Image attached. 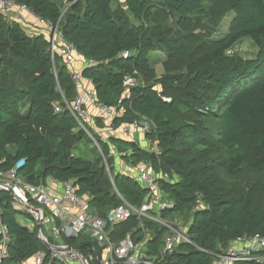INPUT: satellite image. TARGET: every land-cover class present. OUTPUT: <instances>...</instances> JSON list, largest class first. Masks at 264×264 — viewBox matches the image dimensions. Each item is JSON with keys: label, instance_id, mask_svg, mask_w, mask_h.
<instances>
[{"label": "trees", "instance_id": "16d2710c", "mask_svg": "<svg viewBox=\"0 0 264 264\" xmlns=\"http://www.w3.org/2000/svg\"><path fill=\"white\" fill-rule=\"evenodd\" d=\"M204 1L66 0L65 5L61 0H15L37 17L59 23L64 41L94 63L81 76L92 85L98 103L118 111L113 129L141 118L151 122L145 138L157 153L115 137L101 139L90 128L88 135L66 108L65 102L78 96L69 66L51 53L44 36H28L0 16V170L24 160L18 174L29 184L47 178L72 181L100 218L121 204L120 197L139 208L145 192L131 176L107 175L94 160L75 155L80 145L92 148L95 143L92 151H99L108 166L116 153L126 163L169 174L172 180L162 181L160 188L173 209L161 216L185 219L191 244H179L163 264H213L235 238L264 236V0H215L235 17L217 40L198 33L195 18ZM157 7L172 18L169 27L148 24ZM245 39L256 49L254 59L231 53ZM152 51L174 60L195 56L184 72L157 76ZM127 77L135 85L125 92ZM225 180L244 187V195L228 192ZM10 199L0 192L2 223L10 237L2 264H20L39 252L45 253L42 264H61L51 260L36 229L20 223L21 216L29 215L11 208ZM197 204L202 209L195 211ZM142 225L150 237L148 254L157 255L164 229L148 220ZM142 231L133 216L114 226L111 238L118 242L130 234L139 242ZM77 240L68 238L65 244L84 256L97 251L94 241ZM257 254L262 261L236 264H264V251Z\"/></svg>", "mask_w": 264, "mask_h": 264}, {"label": "built area", "instance_id": "2783aa9c", "mask_svg": "<svg viewBox=\"0 0 264 264\" xmlns=\"http://www.w3.org/2000/svg\"><path fill=\"white\" fill-rule=\"evenodd\" d=\"M62 2L67 4L66 0ZM0 16L8 23L28 24L34 30L46 29L49 34L51 53L59 54L69 67L79 56L74 46L64 41L59 23L54 25L37 17L25 4L17 3L15 0H0ZM26 17L31 20V23L27 22ZM127 54V52L122 53V58H126ZM86 65L92 66L94 63L86 61ZM71 79L77 90L84 82L81 73L73 69ZM123 85L126 92L135 85V81L127 77ZM65 104L72 117L87 133L90 128L91 112H94L96 118L108 126L106 134L108 139L129 135L134 131L145 137L151 130L152 124L145 118L113 129L111 124L117 117L118 111L115 107L98 103L92 87L78 94L72 103L65 102ZM59 111L60 109L56 108V112ZM150 151L157 153L156 147L151 144ZM23 165L24 160H19L10 169L0 170V192H7L10 195L11 208L29 215L35 228L37 225L41 226L40 231L38 233L36 231L40 240L49 242L52 239L54 244L51 245L60 248L50 252L51 260L61 264H163L164 258L173 254L179 244H191L187 236L188 225L183 223V219L161 216L165 211L173 209V203L165 197L160 188L162 181L172 180L169 174L155 173L147 164H138L129 171V166L123 164L122 173L131 176L145 192L143 203L139 208H134L120 197L121 204L110 210L104 218H100L90 209L88 196L77 194L72 181L62 182L59 192L53 193L48 184L33 185L24 181L18 174ZM201 209L200 204L194 207L195 211ZM133 216L139 220L140 229H143L141 240L137 242L130 234H127L118 242H113L111 233L114 226L127 222ZM144 220L164 229L162 245L157 255L148 254L147 243L150 237L143 228ZM84 235L96 243L97 251L84 256L79 249L78 251L70 250L71 247L65 243L56 245V242L62 239H79ZM9 242V231L2 223V207L0 206V264L8 258ZM258 251H264V236L259 234L239 236L215 255L213 264L259 262L263 258L257 254ZM44 258L45 253L39 252L31 264H42ZM20 264H27V262Z\"/></svg>", "mask_w": 264, "mask_h": 264}, {"label": "rangeland", "instance_id": "374dc122", "mask_svg": "<svg viewBox=\"0 0 264 264\" xmlns=\"http://www.w3.org/2000/svg\"><path fill=\"white\" fill-rule=\"evenodd\" d=\"M195 20L198 23L199 30L198 33L204 39L217 40L222 38L230 28L235 24V17L231 12H228L225 5L221 2L215 0H205L203 2V11L196 16ZM129 21H131L129 19ZM148 24L152 27H169L172 24V18L168 13H166L162 8L157 7L153 9V17L148 21ZM231 53H236L245 59H254L256 56V49L249 39L240 41L231 51ZM195 55H191L185 59L174 60L167 53L162 51H152L150 54L151 63L154 72L157 76H161L167 73H182L185 70V66L189 60H191ZM101 127L102 131L108 129L105 125L96 123ZM104 139H108L107 135H104ZM96 144L93 147H87L83 144L77 148L75 155H85L90 159L94 160L99 166L104 167L105 174L109 175L110 172H117L119 170L118 166L121 163V158L116 153L110 158V166L105 162L106 160L102 157L99 151L96 153L92 149H96ZM111 176V175H110ZM110 183L113 177H109ZM222 181V180H221ZM226 190L235 196H243L245 193V188L239 185L237 182L223 181ZM20 221L24 225L30 224L31 220L26 216H21ZM186 224V220H183ZM135 228V229H134ZM137 226L132 228V232H135Z\"/></svg>", "mask_w": 264, "mask_h": 264}, {"label": "crops", "instance_id": "0c3cea01", "mask_svg": "<svg viewBox=\"0 0 264 264\" xmlns=\"http://www.w3.org/2000/svg\"><path fill=\"white\" fill-rule=\"evenodd\" d=\"M61 2H62V0H61ZM62 4H63V3H62ZM26 20H27V22L31 23V20H30L28 17H26ZM20 27L23 29L24 33H25L26 35H28V36H38V35H42V36H44V38H46V39H48V37H49L48 32H47L46 29H44V28L34 30V29H32L28 24H27V25H26V24H20ZM39 28H41V27H39ZM86 66H87V65H86V60H85L82 56L79 55L78 57H76L75 61L72 63V65H71L69 68H70V71L73 69L74 71H77V72H80V73H81L82 70H83L84 68H86ZM91 87H92V85H91L88 81L84 80V82L81 84V87H79V89H78V94H79V95L82 94L84 91H86L87 89H89V88H91ZM91 115H92V117H91V119H90V121H89L90 129L92 130V132H93L96 136L100 137L101 139H104V135L107 134L108 129H105V130L102 131L101 127L98 126V125L96 124L98 118H96L94 112H91ZM102 124L105 125V126L108 128V126H107L105 123H102ZM115 138H118V139L123 140V141H125V142H134V143L138 144V146H139L141 149L145 150V151H149V150H150V143H149V142L147 141V139H146L143 135H141L139 132L134 131V132L129 133V135H124V136H120V137H119V136H116ZM104 140H106V139H104ZM123 164L129 166V171H132V170H130V169H132L134 166H136V165H134V164L126 163V162H124V161L121 160V163H120V165L118 166V167H119V168H118L119 170H117L118 173L123 174L122 171H121V169H122V165H123ZM148 166H149V165H148ZM149 168H150V167H149ZM61 183H62V182L55 181V180H53V179H51V178H47V179L45 180V182H44V184H48L49 186H51L50 189H51V191H52L53 193H58V192H59V190H60V186H61ZM48 185H47V186H48ZM26 217H28V218L31 220L30 224H28V225H26V226H27V227H30V228H32V227L35 228V226L33 225V222H32L31 217H30V216H26ZM20 223H23V222L20 221ZM35 229H36V228H35ZM36 231H37V230H36ZM84 241H86V242H87V241H89V242H93L92 239H91L90 237L84 235V236L80 237V238L77 240V243H82V242H84ZM49 243H50V244H54V241L51 239V240L49 241ZM63 243H66V242H65V239H62V240L56 242V245H57V244H58V245H62ZM74 248H76V247H74ZM33 258H34V257H33ZM33 258H30L29 260H27V261H26L27 264H31Z\"/></svg>", "mask_w": 264, "mask_h": 264}, {"label": "water", "instance_id": "95a60500", "mask_svg": "<svg viewBox=\"0 0 264 264\" xmlns=\"http://www.w3.org/2000/svg\"><path fill=\"white\" fill-rule=\"evenodd\" d=\"M40 228H41L40 225H37V226H36L37 233L40 231ZM41 242L43 243L44 248H45L46 250H48L49 252H51V253L54 252V251L60 250L59 247L52 246V245H51L49 242H47V241L41 240ZM70 250H77V251H78L77 248H72V247H71Z\"/></svg>", "mask_w": 264, "mask_h": 264}]
</instances>
